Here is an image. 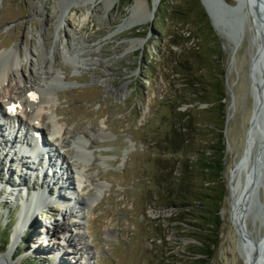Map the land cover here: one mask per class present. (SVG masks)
Instances as JSON below:
<instances>
[{
	"label": "rangeland",
	"instance_id": "rangeland-1",
	"mask_svg": "<svg viewBox=\"0 0 264 264\" xmlns=\"http://www.w3.org/2000/svg\"><path fill=\"white\" fill-rule=\"evenodd\" d=\"M124 1L0 0V55L5 54L2 62L13 61L10 51L14 48H19L22 55L21 65L14 67L10 74V85L16 84L21 71L30 72L32 62H42L39 68L43 69L52 60L53 69L41 71L43 74L38 75L40 82L43 78L42 84L50 82L47 85L54 93L51 106L45 104V112L56 113L53 119L46 114L43 117L47 129L45 137L53 139L50 122L59 121L64 131L59 138L63 144L59 151L71 158V167L75 172L86 169L87 176L83 179L90 182L83 191L73 190L75 197L89 198L97 193L96 185L104 188L94 206L87 209L74 207L79 212L81 210L85 217L84 220L80 219L85 225L83 241L73 227L76 218L66 216V211L71 208L67 202L70 195H65L67 200L55 199L45 205L39 204L43 206H39L34 214L30 212L32 218L27 231L25 229L18 241L11 264L188 263L183 254L188 241L178 243L175 232L168 228L171 211L154 206L158 189L153 178L156 172L154 159L163 157L154 142L167 130L164 121L169 109L165 107V102L175 97L182 86L179 75L173 72L174 58L181 49L172 46L171 41L175 33H180L178 28L182 21L187 19L179 12L185 11L193 0H169L170 5H163L164 0H160L158 6H155L157 0H143L147 4L141 8L138 16L150 17L132 30H127L124 25L131 16V7L136 0L130 5H124ZM226 1L236 5L234 0ZM71 4L73 10L63 18L62 10ZM168 8L177 11V14L160 31L153 25V20L167 16ZM190 21L191 24L184 31L187 36L193 33L196 38L191 39L188 46L202 45L206 42L203 41V36L207 35V31H204L206 27H199L194 17ZM208 21L219 46L223 48L222 62L229 93L227 116L230 141V148L226 151L227 189L222 228L210 264H246L239 251L238 231L231 222L230 173L244 155L253 113L250 66L257 52L254 42L257 34L248 16L239 42H235L229 30L220 25L225 33V38H222L209 18ZM133 41L139 42L136 49L132 48ZM54 76L59 83H54ZM186 108L180 109L185 111ZM79 135L88 136L86 144L90 159L86 162H77V158L71 156V141ZM69 148L70 151L67 150ZM257 150L258 145H255L253 162ZM12 156H9L8 163L5 162L1 176L5 181L2 186L6 188L9 183L11 186L4 188V193L0 194V202L3 203L0 208V255L7 253L11 247L14 228L20 217L17 204L27 200L21 201L19 198L25 196L27 187L25 180H20L23 184L19 185V179L29 178L28 185L33 186L35 192L47 189V186H40L41 179L23 170L30 165L28 158L14 163ZM6 159L3 162L8 161V155ZM260 177L262 185L257 191V199L264 207V170ZM7 179L12 181L8 182ZM53 189L52 192L57 194L59 187L53 186ZM262 217V212L255 206L246 217L248 230L255 240L264 235ZM59 221L68 224L69 233H73V243L68 242L69 233L64 234L56 228ZM162 230L166 231L167 243L159 237ZM50 232L59 237L64 244L63 249H59L58 239L54 240ZM8 234H11V239L5 249L3 241ZM33 235L36 237L33 238ZM84 242L91 249V254L77 251Z\"/></svg>",
	"mask_w": 264,
	"mask_h": 264
},
{
	"label": "trees",
	"instance_id": "trees-1",
	"mask_svg": "<svg viewBox=\"0 0 264 264\" xmlns=\"http://www.w3.org/2000/svg\"><path fill=\"white\" fill-rule=\"evenodd\" d=\"M133 1L125 0L124 5ZM163 5H170V1L164 0ZM167 12V16L154 22L160 31L177 14L171 8ZM179 15L187 19L178 28L180 33L173 35L171 44L181 49L174 58L173 72L179 75L182 86L175 97L165 102L169 109L164 121L167 130L154 142L163 155L154 159L153 181L158 189L154 206L171 211L168 228L175 232L178 243L188 241L183 253L187 264H210L220 239L227 189L225 129L229 93L223 48L201 1L193 0ZM191 17L197 19L199 27H206L207 35H202L206 42L202 45L188 46L196 38L184 31ZM184 106L185 111L180 109ZM165 232L162 230L159 237L167 243ZM10 239L8 234L3 241L5 249Z\"/></svg>",
	"mask_w": 264,
	"mask_h": 264
},
{
	"label": "bare ground",
	"instance_id": "bare-ground-1",
	"mask_svg": "<svg viewBox=\"0 0 264 264\" xmlns=\"http://www.w3.org/2000/svg\"><path fill=\"white\" fill-rule=\"evenodd\" d=\"M203 1L209 7V10H210L209 0H203ZM159 3H160V0H157L155 3V6H158ZM146 4H147V2L143 1V0H136L134 2L133 6L131 7V16L129 17L126 24L124 25L127 30H132V29L137 28L138 26L142 25V23L145 22L150 17V15L145 16L143 18H140L138 16V14L141 12V8ZM73 8L74 7L72 4L69 5L68 7H66V9L62 10V11H64V13L61 16L64 18L66 16L67 12L73 10ZM155 10H156V7L154 8V11ZM151 14H153V13H151ZM214 24H215V27H216L219 35L222 38H225V33L221 29L220 24L216 20H214ZM131 44H132V48L136 49L138 47L139 42L133 41V42H131ZM10 53H13V61L11 60L12 62H8V61L2 62V57L5 54L0 55V63H1V66H0V110L2 111V113H0V120H3V119H1V115H4L3 113H7L8 117L4 119V123H5V125H8L10 127H8V129H6V131L10 132L9 133L10 137H13L12 134L16 130L18 132H20L21 135L24 137L21 136L22 138L19 142H17V137H16V141L13 138L12 142H14L16 144L17 143L19 144L21 142V145L25 146V145H27V144H25V142H32V143L36 142L35 138H30V134L32 135L33 132L36 133V132H40V131L46 132L47 129H45L46 127L42 121L44 115L45 114L48 115L49 119L55 118L54 114L56 115V113H53V112H49V113L45 112V104H47V106L50 107L51 103H52V98L54 95L52 88H50L51 86L48 87V85H47V83L49 84L50 82H46L45 83L46 85H45V84L41 83L43 81V78L41 79V82L39 79L41 77L38 78V75L41 73V71L43 72L44 70L53 69L51 66L52 60H49L46 64L45 68L43 67V69H41V67L39 68V66H42V65H40V63L42 64V62H39L38 64H33V62H32V69H30V72L27 73L25 71L24 72L21 71L20 77H18V75H17L18 79L16 81V84L14 86H11L10 83L12 82V80L10 78V74L13 71L14 67H18L21 65L20 62L22 59V55L20 53L19 48L12 49L10 51ZM8 59H6V60H8ZM45 73H46V71H45ZM41 74H43V73H41ZM53 81H54V83H59V80L55 76L53 77ZM51 83H53V82L51 81ZM33 87L36 90H38L37 92H39V94H38L39 98L38 99H36L35 97L30 95ZM15 105H16V107H14ZM20 127H22V130L20 129ZM49 128H50V132H52L51 138H53V140L55 141V144H53V148H55L56 150L54 151L52 148L51 152L46 151V153L47 154H49V152L51 153V154H49L50 158H51V156L57 157V154H58L59 160L60 161L62 160V162H63V167L57 166V164L52 163V165H56V167L55 166L53 167L57 170L56 174H53V176H50L49 174L44 175V180L41 181L40 186H42V187L48 186L47 187L48 190H44V191L41 190L42 192H39V193L35 192V189L33 186L30 187L28 185L29 182H27V181L29 180V178L21 177L19 179V181L17 182L19 185H21V184H23V182L22 181L20 182V180H25V185H27L26 188L28 189V191L26 190L27 194L25 193V196H21L19 198L21 201H24L25 199H27V200L24 203H18L17 204V207L20 208V210H19V216L20 217H19V220H18V222L14 228L15 235L13 234V240H12V243L10 244L11 247L8 250V252L3 254V255H0V264H11L12 263L14 252L16 250V246L18 245V241L20 240L22 233L25 231V229L27 231L28 223L30 222V220L32 218V214L30 213V212H32L31 209H33V211L38 210L39 206H43V205H39V204L45 205L47 203H51L55 199L65 198V200H67L66 199L67 196H65V195L66 194L70 195V199L67 200V202L70 204L73 201V204H72L73 208L71 207V208H69L68 211H66V216L70 215V216H73V218H76L79 220V221H75L76 220L75 219L74 220L75 222L73 221V227H75V229H76L75 233H77V236H79L80 240L83 241V239L85 240V238H84L85 233L83 232L85 230V227H84L85 225L83 222L85 217L83 216V213L81 214V210L79 212V211L75 210L74 207L77 206L76 208H78V206H79V208L84 207V209H85L86 207L94 206V203L103 194L104 188L102 186L96 185V187H95V189L97 190L96 194H92L89 198H86V199L85 198H79V196L75 197V194H73V190H74V192L83 191L84 186L86 187V184H88V182H90L89 179H88L89 180L88 182H86V180H85L86 179L85 176H87V171L84 168L85 170H82L81 172H77V171L75 172L74 171L75 169H73V167H71V164H72L71 158L69 159V157H67L65 154H62L59 151L60 149H62L61 145L63 147V144H61L59 141H60L61 137L63 136V132H64L63 129L59 126V121H58V123L50 122ZM87 138H88V136H86V135H81V136L79 135L77 138H74V139L72 138L73 140L71 141V143L73 144L72 145L73 147L71 146L72 147L71 156L76 157L77 162H79L80 160H82L83 162H86L90 159V154L87 151V144H86ZM8 140H9V138H8ZM12 142L11 141L4 142L3 136H1V134H0V147H2V149L4 150V151L0 152V160L2 158H4L0 162V184H2L3 186H4L3 183L5 181H3L4 178L1 176H2L3 171L5 170V168H4L5 162H7V161L3 162V160H5L7 158V155L9 156V153H11V152H9V150H5V147L8 146V144H11ZM16 147L17 146H14V148L12 147L13 152L16 153L15 154L16 159L15 158L14 159L15 160L21 159L20 162H23V160H24L23 154H25V153L22 154V151L26 152V150H25V148H22V147H17V149H16ZM70 148L67 150L70 151ZM6 151H7V153H5ZM56 152H58V153L56 154ZM34 159L35 158H33L30 161L31 166L35 165V163L38 162L37 159L36 160H34ZM249 159H250V161L248 162V164H246V163H240L239 164V162L235 163V166L230 173V190H231V202H232L231 222L235 226L236 229H237V226L239 228V231H240V233H238L239 234V243H240L239 244L240 245L239 251H240L241 258L245 261L246 264H250L249 256H247V254L244 253V251H243V245L247 242V234H244V228L242 226L241 215L238 213L237 208L239 205L241 195L243 193L248 194L249 186L247 185V183H248L247 179H248V176H250V174H251V170H252V167L254 164V162L252 161V155H251V157L249 155ZM40 161H41V158H40L39 162L37 163L39 166L38 165H37L38 167L35 166V168L37 167L36 169L33 167L29 168L30 166H26V168H24V169L25 170L28 169L27 170L28 172L26 171L27 173H30L31 170H34V172L41 174V173H43L42 170L44 169V165ZM65 164H68V167H66ZM79 165H80V163H79ZM9 172H10V170H9ZM34 172H31L32 176H33ZM6 173L8 174V171ZM83 177L85 179H83ZM36 179H40V178L37 177ZM72 179H73V182H72ZM241 179L243 182H241ZM7 180H8V182L12 181L11 179H7ZM60 182H61V185L59 186ZM78 182H79V184H78ZM8 186H11L10 183ZM8 186L6 188L5 187L4 188L8 189ZM53 186L59 187L58 194H54L55 195V197H53L54 200H52L53 199L52 196H54V195L50 194L54 190ZM23 187L25 188V186H23ZM49 187H51L52 189ZM20 188H21V186H20ZM18 190H19V188H18ZM45 191L47 194L45 193ZM33 192H35V194L31 195V193H33ZM60 192H62V193L60 194ZM68 192H70V194ZM3 193H4V191H3ZM16 197H18V196H16ZM30 198H32V200ZM1 203L2 202H0V208L2 207V204H3V203L2 204ZM80 219H83V220L80 221ZM65 220L66 219L64 218V221ZM56 223H57L56 228H58L59 231H62L64 234L69 233L67 223L62 224V223H60V221L56 222ZM237 231H238V229H237ZM247 232H249L248 226H247ZM49 234L51 236H53L54 240L59 238V237L57 238V235H55L54 233L50 232ZM241 234L244 235V238L241 236ZM32 237L35 238L36 235H33ZM67 237L69 238L68 242L73 243V241H74L73 233H71V234L69 233L67 235ZM57 244L59 245V249L64 248V244L61 243V241H59V239L57 241ZM68 250H69V248L66 249V251L69 253ZM77 251L78 252L83 251L87 254H91V249L89 248V246L87 245L86 242L82 243V247L77 249ZM78 252H77V254H78ZM85 264H89V263L86 262Z\"/></svg>",
	"mask_w": 264,
	"mask_h": 264
},
{
	"label": "water",
	"instance_id": "water-1",
	"mask_svg": "<svg viewBox=\"0 0 264 264\" xmlns=\"http://www.w3.org/2000/svg\"><path fill=\"white\" fill-rule=\"evenodd\" d=\"M211 25L217 31L214 20L220 25L226 27L230 36L235 42L241 40V31L246 17L248 16L256 29V38L254 42L257 52L253 56L250 66V78L252 82L251 96L253 98V113L250 119L249 129L246 136L244 155L239 161L246 163L250 161L253 148L258 145L257 154L254 157V164L250 176L247 179L249 186L248 194L241 195L238 213L241 215L244 234H247V242L243 245V251L250 258V264H264V235L255 240L250 232H247L246 217L252 206L263 214L264 224V207L258 203L257 191L261 187V173L264 170V0H234L236 5H230L226 0H209V7L203 0H200ZM212 12V13H211ZM246 12V13H245ZM155 20H153L154 25ZM233 105L235 98L233 97ZM228 116L226 120L225 136L227 139V149L230 148L228 138ZM224 210L222 209L221 215ZM238 233H240L237 226ZM244 238V235L241 234ZM240 248V245H239Z\"/></svg>",
	"mask_w": 264,
	"mask_h": 264
}]
</instances>
